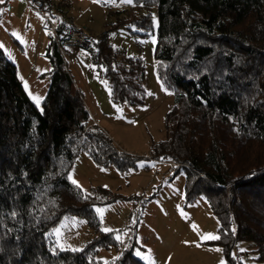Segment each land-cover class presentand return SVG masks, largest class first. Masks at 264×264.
Masks as SVG:
<instances>
[{
  "label": "trees",
  "instance_id": "obj_1",
  "mask_svg": "<svg viewBox=\"0 0 264 264\" xmlns=\"http://www.w3.org/2000/svg\"><path fill=\"white\" fill-rule=\"evenodd\" d=\"M154 10L156 73L174 104L167 136L150 158L171 161L174 175L185 173L186 203L205 196L219 220L224 264H244L232 252L239 240L253 244L247 264H264V0H132L109 13L117 16L115 26L133 24L147 35ZM51 32L46 55L52 68L40 106L0 47V264H148L133 240L120 247L115 230L102 227L96 209L117 193L102 186L84 190L69 179L81 153L121 173L135 169L140 157L90 122ZM93 38L94 62L104 66L112 101L142 104L143 61L119 56L105 36ZM65 217L83 218L93 231L81 248L57 244L53 231ZM113 248L114 256H102Z\"/></svg>",
  "mask_w": 264,
  "mask_h": 264
},
{
  "label": "rangeland",
  "instance_id": "obj_2",
  "mask_svg": "<svg viewBox=\"0 0 264 264\" xmlns=\"http://www.w3.org/2000/svg\"><path fill=\"white\" fill-rule=\"evenodd\" d=\"M63 2L87 33L98 38L105 36L119 51V56L131 55L143 61L147 88L145 100L138 106L115 103L104 77V66L95 63L83 47H68L71 54H64L69 68L76 66L79 70L73 73L76 86L88 85L93 92L92 100L89 94L84 95L91 116L120 149L140 157L135 169L121 173L114 164L100 166L82 153L71 168L70 176L84 190L102 186L117 193L115 200L98 207L105 210L102 216L97 212L102 227L115 230L116 236H120V247L133 240L135 252L139 251L148 264L225 262L218 239H202L205 234L219 237V220L205 196L186 203L185 173L174 175L168 161L150 158L153 145L167 136L166 115L174 104L173 93L161 84L156 73L157 11L152 12L154 29L145 35L133 24L115 26L117 16L109 13L129 8L132 2ZM50 22L57 25V17L48 8L39 10L26 0L0 3V45L17 65L18 76L31 99L40 98L39 106L47 94L52 68L46 55L52 33ZM53 235L60 247L81 248L93 231L85 219L65 217L56 225ZM252 248L251 242L239 240L232 252L247 264L253 262ZM116 252L114 248L103 250L102 256L110 258Z\"/></svg>",
  "mask_w": 264,
  "mask_h": 264
},
{
  "label": "built area",
  "instance_id": "obj_3",
  "mask_svg": "<svg viewBox=\"0 0 264 264\" xmlns=\"http://www.w3.org/2000/svg\"><path fill=\"white\" fill-rule=\"evenodd\" d=\"M26 1L38 9L42 4L49 6L53 14L59 16V22L55 26L51 24V29L54 33L56 44L62 52L65 46L76 45L83 47L94 60L97 59V49L93 36L87 33L84 28L78 24L77 16H73L69 13L68 9L62 5V0ZM91 119V123L95 122V120Z\"/></svg>",
  "mask_w": 264,
  "mask_h": 264
},
{
  "label": "snow or ice",
  "instance_id": "obj_4",
  "mask_svg": "<svg viewBox=\"0 0 264 264\" xmlns=\"http://www.w3.org/2000/svg\"><path fill=\"white\" fill-rule=\"evenodd\" d=\"M3 2H4V0H0V3H3ZM93 2L99 3V2H101V0H93ZM104 2H105V3H108V2H112V3H114L115 0H104ZM122 2H125V3H131L132 0H122ZM14 35H15V33H14ZM0 47H2V45H0ZM25 87L27 88V85H25ZM149 94L151 95V93H149ZM32 99L37 103V105H39V103H40V98L33 96ZM102 170H103V169H102ZM69 179L72 180V183L75 184L77 187H81V186L78 184L77 181H75L74 179H72L71 176H69ZM96 211H97L98 213H100V215L102 216L105 210H104V209H100V208H98V209H96ZM193 228L195 229L196 226L193 225ZM104 231H112V230H111V229H104ZM56 233L59 234V229L56 230ZM116 239H117V240H120V236L117 235V236H116ZM202 239H206V240H215V239H219V237H218V236H215V235H213V234H205V235L202 237ZM186 243H187V242H186ZM149 251H150V250H149ZM217 251H219V249H217ZM136 255H137V256H141V253H140L139 251H137V252H136ZM145 259H147V257H145ZM153 264H154V262H153ZM221 264H224V262L222 261Z\"/></svg>",
  "mask_w": 264,
  "mask_h": 264
},
{
  "label": "crops",
  "instance_id": "obj_5",
  "mask_svg": "<svg viewBox=\"0 0 264 264\" xmlns=\"http://www.w3.org/2000/svg\"><path fill=\"white\" fill-rule=\"evenodd\" d=\"M62 2H63V0H62ZM64 3V2H63ZM83 27V26H82ZM84 28V27H83ZM96 38H98V37H96ZM71 45H67V46H65V48H64V51H63V56H64V60H65V62H66V65H67V67L69 68V65H68V61L66 60L67 59V57H66V55L64 54V53H67L68 55L69 54H71V52H69V49H68V47H70ZM67 51V52H66ZM69 52V53H68ZM72 56V55H71ZM69 70H70V72H71V74L73 75V73H79V70H78V68L76 67V66H74L73 68H69ZM84 87H82V86H80L79 87V89H80V91L82 92V95H83V97H84V95L86 96V95H88V98L90 99V100H92L93 99V92L91 91V89L88 87V85L86 86V85H83ZM85 98V97H84ZM90 114L92 115V113L90 112ZM92 119L93 120H95V123H97L98 124V120L95 118L94 119V117L92 116ZM82 154V153H81ZM155 161H159V160H155ZM162 161V160H161ZM169 162V164L171 165V168H173V163L171 162V161H168Z\"/></svg>",
  "mask_w": 264,
  "mask_h": 264
}]
</instances>
